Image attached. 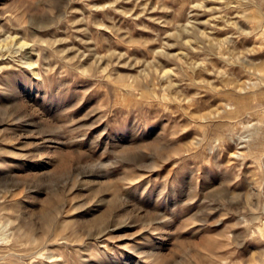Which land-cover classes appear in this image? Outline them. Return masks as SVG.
<instances>
[{
    "label": "rangeland",
    "instance_id": "1",
    "mask_svg": "<svg viewBox=\"0 0 264 264\" xmlns=\"http://www.w3.org/2000/svg\"><path fill=\"white\" fill-rule=\"evenodd\" d=\"M0 264H264V0H0Z\"/></svg>",
    "mask_w": 264,
    "mask_h": 264
}]
</instances>
